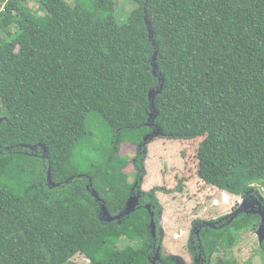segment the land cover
<instances>
[{"label": "trees", "instance_id": "16d2710c", "mask_svg": "<svg viewBox=\"0 0 264 264\" xmlns=\"http://www.w3.org/2000/svg\"><path fill=\"white\" fill-rule=\"evenodd\" d=\"M75 1L0 0V264H151L152 210L138 196L124 211L150 113L184 162L163 171L174 186L146 191L154 209L155 191L181 193L195 177L235 197L264 189V0H131L124 21L115 0ZM95 119L112 129L110 148L82 155ZM102 206L124 213L108 222ZM210 223L208 254L261 222Z\"/></svg>", "mask_w": 264, "mask_h": 264}, {"label": "rangeland", "instance_id": "374dc122", "mask_svg": "<svg viewBox=\"0 0 264 264\" xmlns=\"http://www.w3.org/2000/svg\"><path fill=\"white\" fill-rule=\"evenodd\" d=\"M115 1L117 4L116 18L119 21H124L135 7L134 3L131 0ZM67 2L71 5L76 3L75 0H67ZM30 6H33V3ZM149 123L153 124L152 117ZM149 127L152 130H156L154 125ZM89 130L93 133V136L89 134V139L85 141V145H81L82 155L84 153L88 155V152L85 150L89 149L87 147L89 143H91L90 146L99 152H104L110 148L113 132L108 124L95 119L90 124ZM144 136L139 142L138 147L144 141L146 137ZM128 145L134 147L130 143ZM142 148H145L142 152L144 155L142 156L143 160L141 164L144 174L139 179V181L141 180L140 187L144 191H152V188L156 189L163 183L166 184V187L168 185L174 186L176 181L174 179L170 180L169 174L167 178L163 177V171L167 168L172 169L170 177L172 178L183 170L184 162L181 157V144L179 140L165 138L161 134H153L150 140L142 144ZM133 152L134 149L129 147L126 156L132 157ZM83 171L85 172L86 170ZM258 189V193L255 192L254 195L258 196L257 199L259 201L261 199L264 200V189ZM155 197L159 201L157 209L159 210V219L156 222L157 226L160 227L159 247L163 255L177 254L175 255L177 261L174 260V264H189L191 262L190 252L186 243L189 238L194 236V228L198 224L195 222L198 219L202 222L214 221L215 225L226 224L230 220V215L235 212V209L243 200V197L223 194L216 188L206 186L196 177L190 179L185 184V188L181 193L169 194L163 191H155ZM250 212L254 213L255 211L252 210ZM220 216L223 217L216 218ZM102 218L103 220L105 219L103 216ZM211 226L214 227V223ZM234 235L236 238L230 241L232 243L231 246L226 247L223 245L212 253L210 264H218L220 259H229L239 264H243L250 259L252 264H264V252L259 248V240L254 231H245L244 233H235ZM127 243V240L123 239L119 244L124 246ZM202 243L204 244V242ZM71 264H90V262L83 255H77L72 259Z\"/></svg>", "mask_w": 264, "mask_h": 264}, {"label": "flooded vegetation", "instance_id": "af4514ba", "mask_svg": "<svg viewBox=\"0 0 264 264\" xmlns=\"http://www.w3.org/2000/svg\"><path fill=\"white\" fill-rule=\"evenodd\" d=\"M144 149L145 148H142L141 153L143 152ZM132 193L133 194L134 193H137V196H139V202L145 203V204L147 203L146 205H149L150 209L153 212V216H154L155 221H158L157 218H159V210L154 209L156 206L155 205L153 206L151 204V200L148 199V198H152L154 196H152V195L149 194L147 196L148 198H146L145 197L146 191H144L140 187V184L136 188H134V190L132 191ZM251 195L248 194L247 196H251ZM252 196H254L255 198L258 197L256 195H252ZM245 197H243V199ZM158 203H159V201H158ZM124 211H126V210H124ZM222 217L223 216L216 217V218L219 219V218H222ZM199 220L200 219H198V221L195 222V223H198V224L196 225V228H194L195 229L194 230V236H192L191 238H189V240L186 243V246H187V248H188V250L190 252V257H191V262L189 264H210L211 257H212L213 254H208L207 248L201 242V236L203 235V232L202 231H203V229H205V227H208V223L209 222H202V221H199ZM157 227H155V231L154 230L152 231V232H154V235H155V237H154V243H153V245L150 248L151 249V252L149 253V250H147L146 256L150 260L151 264H174L175 263L174 260L177 261V259H175L176 258L175 255H177V254H175V255H173V254H166L165 255L164 254L163 255L162 250L159 247V242H160L159 230H160V227L158 229H157ZM204 231L206 232V230H204ZM157 255L159 256L158 259H156Z\"/></svg>", "mask_w": 264, "mask_h": 264}, {"label": "water", "instance_id": "95a60500", "mask_svg": "<svg viewBox=\"0 0 264 264\" xmlns=\"http://www.w3.org/2000/svg\"><path fill=\"white\" fill-rule=\"evenodd\" d=\"M151 117L153 119L152 113H150V115H149V122H150ZM149 122L147 124L148 126L154 125V124H151ZM155 127H156L157 131L152 130V133L144 138V144L147 142V140H150V138L153 136V134H161L160 129L157 126H155ZM40 146L43 149V153H46L47 150H46L45 146H43L41 144H40ZM31 148L35 149L36 147H31ZM49 175H50V172H49ZM49 180H50V176H49ZM93 194L96 196V198H98V195L95 192H93ZM262 200L263 199H261V201ZM261 201H259V199L255 198L252 195L245 197L242 200V202L237 206L235 212H233V214L230 215V220L227 222V224H229L238 215H241L242 213H252L250 211L254 210L255 211L254 213H258L261 216V225H259V227L255 231V233L258 237L259 243H262L264 241V206L262 205ZM137 203H138L137 197L131 196L128 200L125 214H129L130 212H132L135 209V206L137 205ZM254 213H252V214H254ZM101 214L105 217V220L108 222H111L114 219H118L122 215L121 214L115 218L110 217L109 214L106 212V209L104 206H102V213ZM209 225H212V224H209Z\"/></svg>", "mask_w": 264, "mask_h": 264}, {"label": "bare ground", "instance_id": "6f19581e", "mask_svg": "<svg viewBox=\"0 0 264 264\" xmlns=\"http://www.w3.org/2000/svg\"><path fill=\"white\" fill-rule=\"evenodd\" d=\"M131 196H135V197H137V200H138V196H137V194H132ZM130 196V197H131ZM236 210V209H235ZM258 214V213H257ZM261 217V216H260ZM209 224H212V223H208V226H211V225H209ZM260 225H261V223H260ZM151 230L153 231H155V225H154V223H152V228H151ZM152 235L155 237V235H154V232H152ZM159 258V256L157 255V257H156V259H158Z\"/></svg>", "mask_w": 264, "mask_h": 264}]
</instances>
